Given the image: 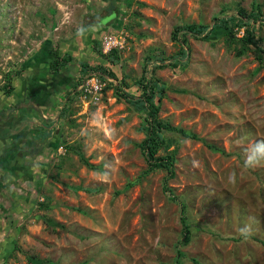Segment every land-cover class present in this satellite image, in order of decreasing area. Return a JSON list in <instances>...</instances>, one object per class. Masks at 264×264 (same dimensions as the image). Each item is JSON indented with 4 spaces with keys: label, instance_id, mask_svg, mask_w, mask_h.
<instances>
[{
    "label": "rangeland",
    "instance_id": "obj_1",
    "mask_svg": "<svg viewBox=\"0 0 264 264\" xmlns=\"http://www.w3.org/2000/svg\"><path fill=\"white\" fill-rule=\"evenodd\" d=\"M112 3L120 10L112 27L117 65L105 62L107 76L91 71L76 78L99 76L102 92L58 96L48 113L27 103L25 84L42 68L16 71L47 39L66 48ZM252 3L0 0V111L6 119L13 113L0 146L13 150L19 137L51 133L41 137L39 151L16 148L13 166L0 169V264H174L179 251L187 255L182 264H264V165L244 164L264 154V18L204 37L219 18L250 13ZM189 26L202 34L182 36ZM250 32L254 46L243 50ZM152 55L183 61L156 70ZM114 67L135 97L144 76L156 85L158 117L174 128L163 135L173 141L176 176L167 184L179 203L164 192L167 171L145 174L137 144L147 112L116 95L108 73ZM10 79L14 91L7 94ZM179 129L201 140L183 138ZM182 203L192 232L187 244ZM245 226L250 231L242 234Z\"/></svg>",
    "mask_w": 264,
    "mask_h": 264
},
{
    "label": "trees",
    "instance_id": "obj_2",
    "mask_svg": "<svg viewBox=\"0 0 264 264\" xmlns=\"http://www.w3.org/2000/svg\"><path fill=\"white\" fill-rule=\"evenodd\" d=\"M119 12V8H116L112 3V6L108 11L109 15H115L117 17ZM263 15L264 12L262 11L260 1L253 0L250 13H247L245 10H239L235 16L219 18L218 23H216L214 27L208 31H205V40L211 36L215 28L217 29L224 27L230 34H232L233 27L235 28V26H237L239 23L243 22L244 24H248L250 19L256 22L261 21L262 18H264ZM188 29L189 32L194 34H202L201 28L199 27L189 26L187 27V30ZM106 30L107 28L102 24V20L98 19L96 22L91 21L83 29V32H80L78 35L74 36L72 40L68 41L66 48H63V46H59L58 48L54 47L53 41L51 39H47L39 51L30 60L24 63L15 73V76H17L23 71L31 68H42L39 74H35L38 77L34 76L33 82L31 80L26 82L24 87L26 99L29 100L30 98V101L34 102L33 104L43 106L42 108H44V106H49V108H51L56 102V99L60 93H65V95L69 97L71 95V91L76 90L75 88H77L80 82H76L78 75L81 76V74L97 71L103 76H107V69L105 68L107 67V64H105V62L116 66L117 64L115 63V58L117 59V56H115L116 54L112 52L110 54V56H112V60H108V55H103L98 50L97 42L101 34ZM245 41L248 43V45L247 47H244L243 50L246 48L251 49L252 47L250 46H254L253 44L255 40L252 36V32L249 33ZM259 51L261 52L262 64L264 66V48H259ZM94 55L99 56L101 60L97 58L93 59L95 58ZM150 60L161 63L155 67L157 70L161 68L163 64H165L167 59L158 61V59L152 55ZM175 61L177 62V59H175ZM171 65L173 68H177L176 66H178L174 62ZM92 66L95 67L91 68ZM118 72V69L115 67L108 71L110 77L117 82L118 86H115L116 95L119 97V99H125L137 109L139 108L147 112L145 124H143V127L141 128L145 133V138L141 143L137 144L145 157L146 163L148 164V169L145 171V174L147 175L148 173L156 170L167 171L168 176L165 181L164 192L169 196L170 201L179 203V197L174 194V190L167 184L168 179H173L176 176V154L168 152V149L172 145L173 141L166 139L163 135L164 131H173L174 128L169 122H165L158 117V114L161 110L157 103L161 101V98H158L156 94V85L149 83L146 76H144V78L137 84L138 87L134 88L141 95L139 97H135L136 95L133 96L131 93H129L131 92L129 90L130 87L126 85L123 78H120ZM12 91H14V89L11 85L10 79L9 83L6 85L5 92L10 94ZM17 107L18 106H13L14 109H17ZM1 117L2 115H0V118ZM12 120L13 117H10L5 124L0 125V134L2 138H5L3 129L5 127H9L12 123ZM50 123L53 124V121ZM176 131L181 133L183 138L199 139L198 136L193 135L190 132L188 133L183 129ZM41 137H45L46 139L51 137L50 131L42 130L39 134H35V137L31 139L26 137H19L16 139V147L13 150L7 151L6 155L0 154V169L6 170L8 167L13 166L15 160V150L16 148L18 150L19 146V148L23 147L24 150H29L34 147V150L39 151L40 149H37V147H40V145L43 144V138ZM209 146L211 147V145ZM160 150H163V155H159ZM215 150L219 152L222 151V153H224L222 149L215 148ZM12 170H14V167ZM181 212V222L184 226V239L182 240L181 244H187L191 239L192 232L191 224L188 222V217L186 214L187 206L185 203H182L181 205ZM186 257L187 255L185 253L179 251L174 264H182V259Z\"/></svg>",
    "mask_w": 264,
    "mask_h": 264
},
{
    "label": "clouds",
    "instance_id": "obj_3",
    "mask_svg": "<svg viewBox=\"0 0 264 264\" xmlns=\"http://www.w3.org/2000/svg\"><path fill=\"white\" fill-rule=\"evenodd\" d=\"M110 17H112L113 15H109ZM118 19V16L117 17H115V21H114V24H115V22H116V20ZM101 20H102V24L104 25V21H105V18L103 17V18H101ZM107 20V19H106ZM114 24L111 26V27H106L105 25H104V27H106L107 28V30L108 29H110V30H106L104 33H102L101 34V36H100V38H99V40H98V50L103 54V52L101 51V43H102V39H103V37L105 36V35H107V34H117L114 30H113V26H114ZM113 27V28H112ZM245 32H246V27H244V28H242L241 29V33L243 34V35H245ZM188 33H190L191 35H193V36H199V35H197V34H194V33H192V32H183V34H182V36H186L187 37V34ZM205 35V34H204ZM118 36V35H117ZM179 39H180V37H178ZM115 50V49H114ZM113 50V51H114ZM112 51V52H113ZM111 52V53H112ZM111 53H109V54H111ZM183 53H187V49H186V51H184ZM109 54H107V55H109ZM103 55H105V54H103ZM183 58V57H182ZM175 60H170L169 61V63H166L165 62V64L166 65H168V66H171L172 67V65H171V63H173ZM178 61V60H177ZM183 61V59H181L180 61H178V62H182ZM176 62V61H175ZM155 64H157V65H155V66H158V65H160L161 63L160 62H155ZM164 65V64H163ZM154 66V67H155ZM167 66V67H168ZM165 67V66H164ZM164 67H162V68H164ZM79 77H80V75H79ZM78 79V78H77ZM83 80L84 79H79L78 81H80L79 82V85L77 86V88H75L76 90H74V91H72L71 92V95H73L76 91H78V90H80V86L82 85V83H83ZM149 82V81H148ZM57 95V94H56ZM65 94H59L58 96H64ZM141 94H139L138 95V97L140 96ZM59 97V98H60ZM58 98V99H59ZM28 102H30V99L29 100H27V103ZM55 103H57V99H56V102ZM55 103H54V105H55ZM30 104H33V103H30ZM34 106L36 105V104H33ZM53 105V106H54ZM38 107V106H37ZM39 107H41V106H39ZM42 109V108H41ZM54 123H55V121H53ZM56 122H58V121H56ZM57 125V124H56ZM244 164H245V167H247V168H255V167H259V166H261V165H264V154H262V157L260 158V159H254V158H252V157H249V158H247L245 161H244ZM250 231V229L248 228V226H245V228L244 229H241V232H242V234H247L248 232ZM187 258V257H186ZM186 258H183V259H186ZM182 259V260H183ZM193 262L195 263V260H193Z\"/></svg>",
    "mask_w": 264,
    "mask_h": 264
},
{
    "label": "built area",
    "instance_id": "obj_4",
    "mask_svg": "<svg viewBox=\"0 0 264 264\" xmlns=\"http://www.w3.org/2000/svg\"><path fill=\"white\" fill-rule=\"evenodd\" d=\"M118 45H119V40L117 34H113V33L107 34L102 39L101 51L103 52V54L107 55L111 53L114 49H116ZM99 78H100L99 76H95V77H91V75L87 76L83 80L82 85L80 86V89L83 90V94L89 92L97 95L99 92H102L103 85L101 82H99ZM91 82H93L92 87L89 85Z\"/></svg>",
    "mask_w": 264,
    "mask_h": 264
},
{
    "label": "crops",
    "instance_id": "obj_5",
    "mask_svg": "<svg viewBox=\"0 0 264 264\" xmlns=\"http://www.w3.org/2000/svg\"><path fill=\"white\" fill-rule=\"evenodd\" d=\"M29 99H30V98H29ZM30 103H34V102H31V101H30ZM42 107H43V106H42ZM53 108H54L53 106H52L51 108H49V106H44V108H42L41 110L44 109V110L46 111L45 113H48V111L52 110ZM12 109H14V108H12ZM14 110H17V109H14ZM5 114H7V112H5V111H0V115H2V117L0 118V120H1L0 125L5 124V123L8 121L9 117H10V116H13V115H12L13 113H11L10 116L6 119ZM4 119L7 120L5 123H3V120H4ZM56 123H57V122H56ZM5 128H7V127H5ZM5 128L3 129V133H4L5 137H6V134H5V133H7L8 131L5 130ZM18 132H21V131H18ZM14 134H17V133L15 132V133L12 134L13 136H16V135H14ZM0 138H1V139H0V142H1V140L4 141V138L1 137V134H0ZM9 139L11 140V136H10ZM19 147H20V146H19ZM19 147H18V151H20V152H22V153H24V154H25V153L28 154V153L31 152V150H32V151L34 150V148H31V149H29V150H27V149L24 150L23 147H22V148H19ZM5 148L7 149L6 151H5V149H4L2 146H0V154H5V155H6V154H7L6 152L9 151V150H11L10 147H9L8 145H6ZM14 148H15V147H14ZM4 151H5V152H4ZM33 152H35V151H33ZM15 158H16V154H15ZM22 159H24V157H22ZM24 160H25V159H24ZM14 161H15V160H14ZM33 161H34V160L31 158L30 163H32Z\"/></svg>",
    "mask_w": 264,
    "mask_h": 264
},
{
    "label": "water",
    "instance_id": "obj_6",
    "mask_svg": "<svg viewBox=\"0 0 264 264\" xmlns=\"http://www.w3.org/2000/svg\"><path fill=\"white\" fill-rule=\"evenodd\" d=\"M115 15H113L112 17H109L107 20L104 21V25L106 27H111L114 24L115 21Z\"/></svg>",
    "mask_w": 264,
    "mask_h": 264
},
{
    "label": "flooded vegetation",
    "instance_id": "obj_7",
    "mask_svg": "<svg viewBox=\"0 0 264 264\" xmlns=\"http://www.w3.org/2000/svg\"><path fill=\"white\" fill-rule=\"evenodd\" d=\"M110 16L109 14H107L106 16H104L105 20L108 19Z\"/></svg>",
    "mask_w": 264,
    "mask_h": 264
}]
</instances>
